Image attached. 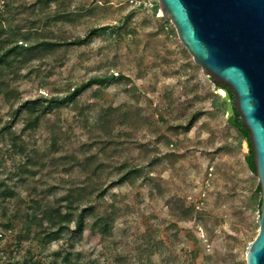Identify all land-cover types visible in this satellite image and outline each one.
Instances as JSON below:
<instances>
[{
	"label": "rangeland",
	"instance_id": "obj_1",
	"mask_svg": "<svg viewBox=\"0 0 264 264\" xmlns=\"http://www.w3.org/2000/svg\"><path fill=\"white\" fill-rule=\"evenodd\" d=\"M143 2L55 0L46 8L40 0H0L6 28L28 32L35 24L67 41L100 29L86 45L24 65L16 82L0 67V81L13 83L22 100L51 101L92 78L111 77L85 92L78 108L54 106L39 129L25 133L0 95V127L11 122L26 153L16 152L9 136L0 137V183L15 191L14 198H0V264H247V247L259 233V181L246 163L248 143L230 125L226 92L193 62L169 20L172 27L163 29L162 11L153 15ZM7 3L16 10L9 13ZM57 12L65 18L52 22ZM109 106L129 111L126 124L114 127L123 145L112 161L142 165L139 177L118 182L106 196L119 209L113 238L89 229L73 241H52L37 229L28 234L32 201L56 204L85 183L84 158L99 152L100 145H90L103 134L101 109ZM192 113L199 118L190 132L170 129ZM177 203L191 215L177 216ZM149 226L158 231L152 255L142 252Z\"/></svg>",
	"mask_w": 264,
	"mask_h": 264
},
{
	"label": "trees",
	"instance_id": "obj_2",
	"mask_svg": "<svg viewBox=\"0 0 264 264\" xmlns=\"http://www.w3.org/2000/svg\"><path fill=\"white\" fill-rule=\"evenodd\" d=\"M53 1L55 0H40V3L49 8ZM142 8L139 7L138 9ZM6 9L9 13L16 10L11 3L6 4ZM159 9L157 1L151 12L153 15H156ZM62 12H57L52 18V22H59L64 19L65 15ZM50 22L47 23L49 25H46L47 30L53 25ZM123 22L122 20L119 24H123ZM162 22L164 23L163 29L168 26L172 27L170 22L165 18H162ZM34 26L35 24L27 32L23 31L25 27L18 25L7 28L0 25V67L11 76L13 82H16L21 76V70L24 65L54 54V52L62 47L86 45L90 39L100 33V29H92L83 38L78 37L72 41H67L58 40L54 36H47L45 32L39 31ZM112 31L114 33V29ZM210 79L216 89L226 92L222 103L229 107L232 113L229 119L230 125L238 133L241 141L248 143L249 153L246 156V163L249 171L257 177L250 136L241 123V116L235 109V97L228 87L216 83L213 78ZM110 80L111 77L109 76L92 78L73 87L65 96L53 98L51 101L43 103L41 99L22 100L13 83L9 80H3L0 81V95L3 96L12 109V116L15 119H22V133H25L28 130L36 131L39 129L42 117L51 113L54 106L71 105L76 109L78 108L80 97L85 92L96 85L104 86ZM81 113L85 115L83 110ZM128 114L127 106H109L101 109V120L98 126L103 134L90 145V147L100 145L99 152L89 151L90 153L85 155L84 159L87 165L85 183L77 190L76 194L68 193L56 204H43L38 200L32 201L31 211L26 215V231L28 234H32L37 229L41 236L46 235L52 241H58L64 237H68L69 241H73L89 229L93 234L101 235L106 239L111 240L113 238L119 209L115 204L110 205L107 203L106 196L108 191L118 182L134 179L142 173L141 164H133L128 161L121 163L112 161L113 154H116L118 149L123 145V143L116 141L114 127L125 125ZM198 118L197 113H192L184 123L171 126L170 129L175 132L188 133L194 128ZM3 135L12 138L13 148L16 152L26 154L25 148L21 144L22 136L15 135L11 122L5 123L0 127V137ZM58 144L59 137L54 134L51 137V146L56 149ZM153 164V162H150L149 166ZM106 172H110V174L107 175ZM112 174H115L116 179H111L113 178ZM256 192L257 209L261 215L262 199L260 184L257 185ZM14 197L15 191L5 183H0V198L6 201ZM177 204V208L174 209V213L177 216L187 217L191 215L184 208L183 204ZM157 234V229H154L153 226L148 227L143 239L142 252L144 254L152 255L157 251L159 246V242L156 239ZM70 259L71 255L68 254L66 260L70 262Z\"/></svg>",
	"mask_w": 264,
	"mask_h": 264
},
{
	"label": "water",
	"instance_id": "obj_3",
	"mask_svg": "<svg viewBox=\"0 0 264 264\" xmlns=\"http://www.w3.org/2000/svg\"><path fill=\"white\" fill-rule=\"evenodd\" d=\"M203 73L228 87L249 133L261 188L259 233L247 264H264V0H158Z\"/></svg>",
	"mask_w": 264,
	"mask_h": 264
},
{
	"label": "built area",
	"instance_id": "obj_4",
	"mask_svg": "<svg viewBox=\"0 0 264 264\" xmlns=\"http://www.w3.org/2000/svg\"><path fill=\"white\" fill-rule=\"evenodd\" d=\"M134 2V1H132ZM143 5L148 8V9H152L155 7L156 5V0H144ZM1 7V6H0Z\"/></svg>",
	"mask_w": 264,
	"mask_h": 264
}]
</instances>
